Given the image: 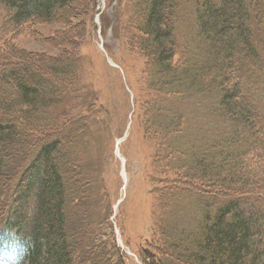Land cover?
Listing matches in <instances>:
<instances>
[{
    "label": "trees",
    "instance_id": "trees-1",
    "mask_svg": "<svg viewBox=\"0 0 264 264\" xmlns=\"http://www.w3.org/2000/svg\"><path fill=\"white\" fill-rule=\"evenodd\" d=\"M84 1L0 0V245L18 235L22 264H122L124 258L113 239L109 248L107 239L86 243L90 234L82 233L93 223L84 212L75 217L87 193L77 160L66 154L70 136L60 133L71 119L51 110L75 77L73 58L32 55L10 44L35 24L69 25ZM88 2L94 10L95 0ZM176 9V0H151L143 14L139 51L159 95L146 115L162 117L151 124L157 127L150 138L160 158L180 155L175 184L196 197L202 219L191 247L181 249L182 241L163 228L161 248L139 257L143 264H264V0L199 2L194 50L179 33ZM193 93L206 96L197 110L213 118L212 141L200 119L193 136L181 139L191 123L166 107ZM31 197L32 219L25 212Z\"/></svg>",
    "mask_w": 264,
    "mask_h": 264
},
{
    "label": "rangeland",
    "instance_id": "rangeland-1",
    "mask_svg": "<svg viewBox=\"0 0 264 264\" xmlns=\"http://www.w3.org/2000/svg\"><path fill=\"white\" fill-rule=\"evenodd\" d=\"M150 1L95 0L93 10L85 0L69 25L39 23L10 39L23 53L74 60L72 84L51 107L53 113L71 119L60 133L70 136L66 154L77 160L76 175L87 193L74 213L78 220V213L84 212L93 223L82 233L90 234L83 240L89 244L107 239L109 248L113 239L124 254L122 264H143L139 253L153 254L161 248L163 228L182 241L181 249L191 247L190 234L202 219L196 197L175 184L174 164L180 155L160 158V149L150 138L157 127L151 124L162 118L156 113L146 115L147 106L159 95L149 84L146 60L139 51L143 14ZM199 2L176 0V23L179 33L190 38L188 50L198 43L194 11ZM63 32L67 36H60ZM180 44L183 48L182 39ZM205 98L193 93L186 100L166 103L171 110L180 109L191 123L181 139L193 136V124L200 119L208 123L212 135L206 140L212 141L217 131L213 118L202 117L197 110L207 102ZM25 208L32 219L35 198ZM9 238L0 245V264H22V240L14 234Z\"/></svg>",
    "mask_w": 264,
    "mask_h": 264
}]
</instances>
